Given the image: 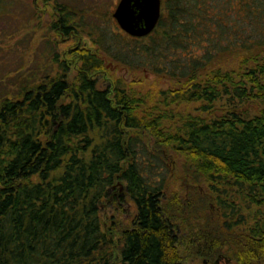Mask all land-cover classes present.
<instances>
[{
    "label": "trees",
    "instance_id": "obj_1",
    "mask_svg": "<svg viewBox=\"0 0 264 264\" xmlns=\"http://www.w3.org/2000/svg\"><path fill=\"white\" fill-rule=\"evenodd\" d=\"M39 2L74 45L0 77V264H264V0H163L145 36L108 3L88 31L84 10ZM106 58L176 83L103 84ZM167 157L202 186L170 189ZM126 200L123 224L110 205Z\"/></svg>",
    "mask_w": 264,
    "mask_h": 264
},
{
    "label": "rangeland",
    "instance_id": "obj_2",
    "mask_svg": "<svg viewBox=\"0 0 264 264\" xmlns=\"http://www.w3.org/2000/svg\"><path fill=\"white\" fill-rule=\"evenodd\" d=\"M39 1L35 0V2H38L37 4L33 0H11V3L9 1L0 3V77L3 75L14 76L16 67L20 68V72H24L25 75L34 68L39 74L41 73L40 68L50 62L47 60V54H49L50 50H58L64 53V50L67 51L74 45V39L71 38L65 40L58 37L57 42L52 39L48 27L49 16H47V13H35L40 3L42 7V2ZM61 1L70 3L76 10L81 9L85 11L82 19L88 31H99L100 28L110 26L111 19L102 18L98 14L103 11L106 3L113 6H111L113 14L119 2V0H97L99 3L97 4L98 14H95L90 10L95 6L93 0ZM86 6L89 7V10H87ZM116 24L119 26L117 21ZM83 38L86 40L87 45L92 46L90 37L84 34ZM106 59L108 67L111 68V72L104 73L106 80H102L103 84H107L112 75L122 77L129 85L137 89H147L148 87L165 89L176 83L168 76H156L145 68H128L116 64L112 59ZM97 77L101 78V75H97ZM194 107L192 105L190 109L197 113L198 111H195ZM154 141L152 139L153 144ZM164 164L166 165L165 173L168 177L167 184L170 189L188 192L194 185L198 188L202 186L191 181L185 173L182 162L178 158L167 157ZM209 203L211 209L213 203L212 201ZM110 208L111 215L122 219L124 221L123 224H126L127 220L135 212L134 204L129 200H126L120 208H116L113 204L110 205ZM227 258L231 260L230 264H232L233 260L228 256ZM216 259L208 256L183 255V264H215ZM222 262L225 264L224 261Z\"/></svg>",
    "mask_w": 264,
    "mask_h": 264
},
{
    "label": "water",
    "instance_id": "obj_3",
    "mask_svg": "<svg viewBox=\"0 0 264 264\" xmlns=\"http://www.w3.org/2000/svg\"><path fill=\"white\" fill-rule=\"evenodd\" d=\"M161 15L162 0H119L113 12L119 26L133 36L151 33Z\"/></svg>",
    "mask_w": 264,
    "mask_h": 264
},
{
    "label": "flooded vegetation",
    "instance_id": "obj_4",
    "mask_svg": "<svg viewBox=\"0 0 264 264\" xmlns=\"http://www.w3.org/2000/svg\"><path fill=\"white\" fill-rule=\"evenodd\" d=\"M162 9H163V0H162ZM222 261H224L225 264H230V263H231V260L228 259L226 255H224V256H223V255H220V256H218V258L216 259L215 264H223Z\"/></svg>",
    "mask_w": 264,
    "mask_h": 264
}]
</instances>
